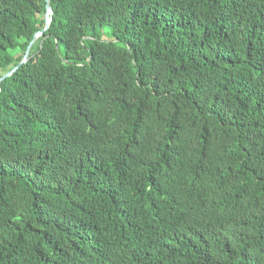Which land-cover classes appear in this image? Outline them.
I'll return each instance as SVG.
<instances>
[{
  "label": "trees",
  "instance_id": "1",
  "mask_svg": "<svg viewBox=\"0 0 264 264\" xmlns=\"http://www.w3.org/2000/svg\"><path fill=\"white\" fill-rule=\"evenodd\" d=\"M0 0V264H264V0ZM110 35L106 38L105 27Z\"/></svg>",
  "mask_w": 264,
  "mask_h": 264
},
{
  "label": "water",
  "instance_id": "2",
  "mask_svg": "<svg viewBox=\"0 0 264 264\" xmlns=\"http://www.w3.org/2000/svg\"><path fill=\"white\" fill-rule=\"evenodd\" d=\"M51 14H52V8H51V6H50V4H49V2H48V0H47V3H46V13H45V27H44L43 30H45V29L49 26V22H50V20H51ZM43 30H41V31H39V32H37V33L35 34L33 40H31V42L29 43L28 47L26 48L25 53H24V55H23L22 60L20 61V63L17 64L15 67H13L10 71H8V72H6V73H4V74H2V75L0 76V82H1V80H2L3 78H5L6 76L10 75V74H11V73H12V72H13V71H14V70H15V69H16L21 63L27 61V59H28V54H29V51H30V48H31V46H32V44H33L35 38H36L38 35H40V34L43 32Z\"/></svg>",
  "mask_w": 264,
  "mask_h": 264
},
{
  "label": "rangeland",
  "instance_id": "3",
  "mask_svg": "<svg viewBox=\"0 0 264 264\" xmlns=\"http://www.w3.org/2000/svg\"><path fill=\"white\" fill-rule=\"evenodd\" d=\"M110 34H111V33H110L109 26H106V27H105V35H104V36H105L106 38H110V39H111V38H113V37H112Z\"/></svg>",
  "mask_w": 264,
  "mask_h": 264
}]
</instances>
